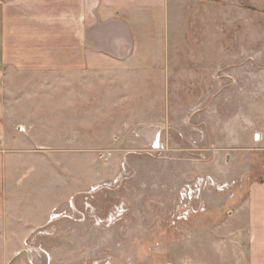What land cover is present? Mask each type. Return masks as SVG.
I'll list each match as a JSON object with an SVG mask.
<instances>
[{
  "label": "rangeland",
  "instance_id": "obj_1",
  "mask_svg": "<svg viewBox=\"0 0 264 264\" xmlns=\"http://www.w3.org/2000/svg\"><path fill=\"white\" fill-rule=\"evenodd\" d=\"M169 18L170 91L134 103L123 131L57 123V172L29 163L23 221L57 208L9 227L19 235L0 236V264H198L212 226L200 220L227 217L264 177V0H170ZM76 134L89 137L70 144ZM203 178L215 187L193 207L205 212L178 220Z\"/></svg>",
  "mask_w": 264,
  "mask_h": 264
},
{
  "label": "crops",
  "instance_id": "obj_2",
  "mask_svg": "<svg viewBox=\"0 0 264 264\" xmlns=\"http://www.w3.org/2000/svg\"><path fill=\"white\" fill-rule=\"evenodd\" d=\"M169 3L0 0V236L4 239L11 232V237L19 235L9 227L41 224L57 208L54 202L40 222L23 221L27 198L22 189L35 173L29 163L41 160L50 172H57V123L77 131H123L129 127L126 113L140 105L142 97H155L158 86L170 91ZM57 108L60 115L71 116H57ZM87 137L76 134L69 143L79 144ZM44 145L55 150L46 156L36 149ZM208 222L212 226L207 228ZM198 226L207 228L197 240L198 248H203L196 257L198 264H264V177L249 185L227 217L204 218Z\"/></svg>",
  "mask_w": 264,
  "mask_h": 264
},
{
  "label": "built area",
  "instance_id": "obj_3",
  "mask_svg": "<svg viewBox=\"0 0 264 264\" xmlns=\"http://www.w3.org/2000/svg\"><path fill=\"white\" fill-rule=\"evenodd\" d=\"M255 142L256 143H264V136L260 133H257V135H255ZM155 146L154 149L155 150H159L161 149V144H160V136L158 135L155 139ZM211 182L213 181L212 178H210ZM211 182L207 181L206 179H199V181L197 182V184H195V186H189L183 190V192L181 193V211L180 213L177 215V219L178 220H187L188 217H190L191 215H198L200 213L205 212V208L204 207H200L198 205L197 208L193 207V204L198 200L200 201L202 192L205 191L206 186L210 184V186H214V184ZM214 182V181H213ZM215 187V186H214ZM220 192H222L225 187H222L221 190L220 188H217ZM198 201L196 203H198Z\"/></svg>",
  "mask_w": 264,
  "mask_h": 264
}]
</instances>
